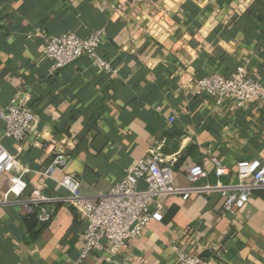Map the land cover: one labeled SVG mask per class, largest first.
Segmentation results:
<instances>
[{"label": "crops", "instance_id": "0c3cea01", "mask_svg": "<svg viewBox=\"0 0 264 264\" xmlns=\"http://www.w3.org/2000/svg\"><path fill=\"white\" fill-rule=\"evenodd\" d=\"M154 1L0 0V109L15 97L37 117L22 142L5 138L0 126V145L29 169L23 198L33 188L66 193L59 183L65 174L80 179L83 195L104 192L155 137L175 158L178 185L187 184L194 164L210 172L211 155L229 167L230 181L237 161H264V107L227 99L216 114L214 99L193 90L200 77L230 74L245 62L264 84V0ZM99 28L98 53L113 70L86 57L53 69L43 54L40 31ZM51 143L69 158L43 179ZM9 184L1 175L0 194ZM30 216L19 202L0 206V264H100L105 250L80 258L85 221L73 207L57 203L44 226ZM175 244L209 264H264V190L236 214L225 212L214 192L167 196L162 220L149 222L106 264H176Z\"/></svg>", "mask_w": 264, "mask_h": 264}, {"label": "built area", "instance_id": "2783aa9c", "mask_svg": "<svg viewBox=\"0 0 264 264\" xmlns=\"http://www.w3.org/2000/svg\"><path fill=\"white\" fill-rule=\"evenodd\" d=\"M129 1L156 6L154 0ZM39 35L44 40L43 54L53 69L86 57L97 69L113 70L110 62L98 53L100 42L105 36L104 28L89 31L85 35L74 31L52 36L40 31ZM193 90L197 96L207 95L214 99L212 111L216 114L222 113L227 99H233L237 107L249 101H257L264 107V84L248 74L246 62L230 74L214 72L200 77L194 82ZM36 120L27 102L15 97L0 109L3 136L16 142H22L29 136L36 126ZM164 144L163 138H153L146 153L126 168L124 176L104 192L83 195L79 190L80 179L65 174L59 183L66 193L47 196L41 188H33L29 196L24 198L22 196L27 188L25 175L29 169L0 145V176L7 174L10 183L7 190L0 194V206L19 202L40 224L52 219L57 203L73 207L85 221L80 258L105 250L106 253L100 257V264H106L112 261L128 239L138 238L149 222L162 220L164 199L167 196H179L186 200L195 193L214 192L219 194L223 210L236 214L248 203L254 191L264 190V161H237L236 178L230 181L229 167L213 155L210 156V172L203 165L194 164L186 172L187 184L178 185L174 180L175 158L164 152ZM46 146H51V149L48 165L39 172L43 179L54 176L69 158L66 151L57 149L52 143ZM210 177L213 180L207 181ZM201 180L206 182L202 183ZM140 183L144 186L139 187ZM172 248L177 254L176 264H209L201 252L188 251L177 244Z\"/></svg>", "mask_w": 264, "mask_h": 264}, {"label": "trees", "instance_id": "16d2710c", "mask_svg": "<svg viewBox=\"0 0 264 264\" xmlns=\"http://www.w3.org/2000/svg\"><path fill=\"white\" fill-rule=\"evenodd\" d=\"M30 217H31L30 220H32L33 223H38L37 220L35 219V216H34V215H31ZM46 224H47V223H44V224H42V225L44 226V225H46Z\"/></svg>", "mask_w": 264, "mask_h": 264}]
</instances>
